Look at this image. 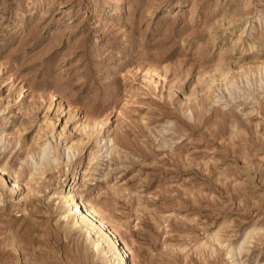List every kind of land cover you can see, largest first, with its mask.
Returning <instances> with one entry per match:
<instances>
[{
  "label": "rangeland",
  "instance_id": "rangeland-1",
  "mask_svg": "<svg viewBox=\"0 0 264 264\" xmlns=\"http://www.w3.org/2000/svg\"><path fill=\"white\" fill-rule=\"evenodd\" d=\"M261 61L264 0H0V264H109L64 191L127 264H264Z\"/></svg>",
  "mask_w": 264,
  "mask_h": 264
},
{
  "label": "bare ground",
  "instance_id": "bare-ground-1",
  "mask_svg": "<svg viewBox=\"0 0 264 264\" xmlns=\"http://www.w3.org/2000/svg\"><path fill=\"white\" fill-rule=\"evenodd\" d=\"M246 47L248 50L253 49V47H255V42L252 41V42L247 43L245 48ZM263 64L264 63H262L261 61L257 65V69L260 70ZM49 133L50 132L44 131L43 135L47 136ZM61 136H62L61 133H58V137H61ZM100 140L102 141V139ZM112 147L113 146L108 145V142L106 141L103 144L102 148L99 150L103 151L102 154L109 153V152L111 153L113 150ZM66 149H67V153L65 154L66 155L65 157H66V161H68L70 160L71 157L75 156V154L78 153L79 146L72 143V144H69ZM51 151L52 150L50 149L49 144H42L41 146H39L37 150V162L34 161L33 165L40 164V165L46 166L44 162L49 163L50 161H53V160L55 161L56 157L54 159L49 157V154ZM53 152H54V149H53ZM56 154L58 153L56 152ZM102 154L96 155V158L98 159L99 157L102 156ZM32 170L36 172L35 167H32ZM4 172H5L4 168L0 167V178L6 181ZM16 184H17V181H14L13 183L10 182V184H8L9 192L14 193L16 191V186H17ZM11 198L16 200V198L18 197L11 196ZM54 198L58 199V202L61 203V206H63L64 208V212L63 214H61L62 219L66 221L67 223L69 222L72 225V227L76 229L84 230L83 233L84 232L86 233L87 239L92 245V247L94 248V250L100 253L101 255L103 254L107 263L127 264L126 260H127L128 255L124 247L121 246L118 237L111 230V228H109L107 223L104 222L102 217L98 216L97 213L95 214L93 209L86 203V201H82L81 199H79L77 194H75L74 192H65V191L60 192L59 194L57 193L56 197ZM236 249H238V247H233L230 245L229 254L232 253V251H235Z\"/></svg>",
  "mask_w": 264,
  "mask_h": 264
}]
</instances>
